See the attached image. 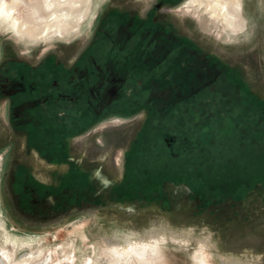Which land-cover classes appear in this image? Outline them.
Listing matches in <instances>:
<instances>
[{
    "label": "rangeland",
    "instance_id": "rangeland-1",
    "mask_svg": "<svg viewBox=\"0 0 264 264\" xmlns=\"http://www.w3.org/2000/svg\"><path fill=\"white\" fill-rule=\"evenodd\" d=\"M30 1L33 3V0L27 3ZM74 1L78 4L74 3L70 11L71 24L65 26L67 30L78 27L65 35L71 38L51 37L23 45L12 33L0 28V60L16 57L36 64L44 55L52 53L60 62L69 64L87 45L102 8L126 7L145 13L153 5V0ZM241 1L246 28L230 39L217 38V30L206 27L204 12L185 11L192 7H182L169 16L178 29L193 35L194 42L224 64L238 68L244 76L249 64L264 67V0ZM208 12L216 14L209 5ZM25 14L27 11L23 10V16ZM66 28L60 31L65 33ZM53 32L56 31L52 29L48 34ZM51 39L54 40L43 43ZM230 77L228 75L227 79ZM254 77L257 79V75ZM159 80L152 88L153 95L166 92L172 101L186 98L196 90L194 84L185 85L178 80L161 84L163 81ZM202 82L200 78L197 84ZM175 85L180 87L174 89ZM258 88L264 91V84ZM139 95L141 100L135 109L147 108V98L141 91ZM193 101L188 103V111L182 117L180 110H174L170 118H160L157 105L153 118L146 117L147 111L140 109L129 117L101 119L76 141L70 140L76 143L80 155L94 159V164L102 167L117 184L124 177V192L134 194L128 199L100 193L95 182L86 181L78 170L76 181L83 192L78 188L74 190L76 199L66 197L69 186L67 177H63L64 169L50 166L26 148L24 135L13 130L11 122L4 117V102L0 101V257L4 264H115L114 248L119 251L126 248L115 241V234L121 232H133L142 238L162 234V239L153 246L151 254L156 259L152 264H197V257H206L208 249L203 245H211V240L218 245L216 257H223L226 264H264V151L260 152L259 146H255L258 138L251 136V144L245 139L247 132L241 131L243 124L234 133L235 125L220 117L224 113L222 109L216 110L204 98L200 103L201 116ZM213 111L217 113L216 118ZM219 118L223 122L217 125ZM32 132L34 146L44 155L55 157L47 136ZM87 137L89 139H85ZM171 138L173 144L168 145ZM23 165L48 186H57L61 179L66 188L55 196V206H45L36 198L31 200L28 195H19L21 188L20 185L14 187L13 173ZM164 180L185 181L194 195L188 199L186 195L181 196V192L176 193V198L180 196L177 206L176 201L159 193L158 187ZM110 201H137L141 211L121 215L112 211ZM166 212H171L170 217L179 212L177 221L165 215ZM226 230L232 233L230 245L228 234L217 241ZM225 252L235 258H226ZM142 261L133 254L129 264H145Z\"/></svg>",
    "mask_w": 264,
    "mask_h": 264
},
{
    "label": "flooded vegetation",
    "instance_id": "flooded-vegetation-1",
    "mask_svg": "<svg viewBox=\"0 0 264 264\" xmlns=\"http://www.w3.org/2000/svg\"><path fill=\"white\" fill-rule=\"evenodd\" d=\"M194 2V0H153V5L149 6L145 13L126 7L106 6L97 17L87 45L69 64L60 62L52 53L44 55L36 64H30L16 57L0 60V101L4 102V117L11 122L15 132L24 135L28 150L50 166L64 169L63 177H67V186H69L66 188L62 185L61 179H58L57 186H48L38 181L33 172L23 165L22 169L17 168L13 173L14 187L20 185L21 188L19 195L22 197L28 195L31 200L36 198L45 206L51 207L56 204L55 196L61 195V191L66 188L68 190L64 195L69 199H76L74 190L79 188V192H83L76 181V170H78L86 181L95 182L98 191L105 193L107 197L128 199L134 196L133 193L124 192L126 188L123 186L124 177L117 184L102 167L94 164V159L89 160L86 154L80 155L76 150L78 148L76 143L70 140L76 141V138L101 119L129 117L139 113L140 109H145L146 117L149 118L159 113L160 118L168 119L174 110H180L182 117L184 112L188 111V103L194 100L202 116L201 104L205 98L206 102H211L216 110L222 109L224 113L220 117L235 125L232 130L234 133L243 124V129L240 130L243 134L247 132L245 139L250 140L251 144V136L258 138L260 143H255V146H259L260 152L264 151V91L258 88L264 84V67L261 64L255 67L249 64L242 76L238 68L232 64H224L219 57L194 42L192 34L189 36L182 28L178 29L169 16V13L182 7H192L186 8L185 11L199 14L204 12L207 14L206 27H214L217 30L215 34L217 38L225 36L230 39L244 32L246 28V19L242 16V1L220 0V3L237 8L233 28L225 23L218 11L215 12L216 14H210L208 4H204L205 1ZM27 4V0H21L14 9V15L20 20L25 17L23 10L27 11ZM237 27L239 29H236ZM0 28L12 33L23 45L51 37H64L78 29V27L73 30L66 28L65 33H62L64 28L62 31L48 34L45 38H28L17 32L1 16ZM71 37L54 39L66 40ZM54 39L43 43L48 44ZM228 75L231 76L230 79H227ZM200 78L203 82L199 85L197 82ZM159 79L163 81L161 84L177 80L185 85L194 84L196 90L186 98H178L175 101L168 99L166 92L163 94V91L160 92L163 95L157 97L153 95L152 88L160 81ZM178 87L180 86H173L174 89ZM140 91L147 98L148 107L135 109L141 100ZM157 105L159 112L156 111ZM212 115L216 118L217 113L213 111ZM91 119L92 122L88 123ZM223 119L219 118L217 125L221 124ZM257 123L258 127L255 126ZM32 131L37 134L42 132V135L47 136L51 150L56 153L55 157L44 155L34 146ZM66 141L69 143L66 144ZM167 144H173V139H169ZM131 149L129 148L128 151ZM126 157H124L125 162H127ZM86 166L91 167L86 169L87 172L84 169ZM174 186L182 187L175 189ZM158 191L170 201L171 199L176 201L177 206L180 204V196L176 198V193L181 192V196L186 195L188 199H191V194L194 195L185 181L164 180L159 185ZM110 204L112 211L120 212L121 215L130 216L141 211V204L137 201L131 203L110 201ZM161 209L162 206L159 205V211L162 212ZM170 214L171 212H166L165 215ZM179 214L175 212L169 217L176 220ZM229 232L231 231L226 230L217 241L225 239L228 234L227 240L230 237L228 241L230 245L232 233L230 235ZM161 235L154 233L147 238L156 237L157 243L162 239ZM129 238L140 237L133 232L115 234V239ZM203 247L208 249V254L214 256L216 264L227 263L223 257H216L218 252L216 242L211 240V245L207 243ZM223 255L228 259L235 258L232 253L225 252ZM229 261L234 262V260Z\"/></svg>",
    "mask_w": 264,
    "mask_h": 264
},
{
    "label": "bare ground",
    "instance_id": "bare-ground-1",
    "mask_svg": "<svg viewBox=\"0 0 264 264\" xmlns=\"http://www.w3.org/2000/svg\"><path fill=\"white\" fill-rule=\"evenodd\" d=\"M194 1V3H198V0ZM20 3L21 0H0V16L6 19L17 32L24 34L28 38H38L52 32V29L60 31L68 24H71V22H69L71 19L70 11L74 8L77 1L38 0V2H36L33 0V3L30 1L26 6L27 15L23 20H20L19 17L14 15V9ZM208 5L213 11H218V13L221 14V17L227 25L231 26V28L234 27V17L236 16L235 12L237 10L235 6L229 7L222 2L220 3V0H209ZM182 186L174 188L178 189ZM155 239L156 237L129 238L124 240L115 239L117 244L126 246L125 250L121 251L114 248L117 259L115 264H129L133 258V254L138 255L139 258L143 260L142 263L152 264V260L156 259L151 254L153 246L157 244ZM205 254L206 257L199 256L196 258L197 264H216L214 256L208 253ZM29 255L30 254H25L24 256ZM0 264H4L2 257H0Z\"/></svg>",
    "mask_w": 264,
    "mask_h": 264
},
{
    "label": "water",
    "instance_id": "water-1",
    "mask_svg": "<svg viewBox=\"0 0 264 264\" xmlns=\"http://www.w3.org/2000/svg\"><path fill=\"white\" fill-rule=\"evenodd\" d=\"M174 187H176V186H174ZM174 187H173V188H174ZM177 187H178V186H177Z\"/></svg>",
    "mask_w": 264,
    "mask_h": 264
}]
</instances>
